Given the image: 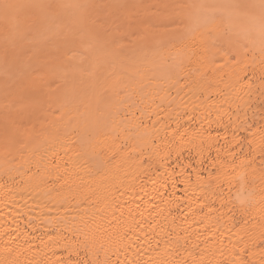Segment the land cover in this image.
Instances as JSON below:
<instances>
[{"label":"bare ground","instance_id":"1","mask_svg":"<svg viewBox=\"0 0 264 264\" xmlns=\"http://www.w3.org/2000/svg\"><path fill=\"white\" fill-rule=\"evenodd\" d=\"M8 2L0 264H261L260 0Z\"/></svg>","mask_w":264,"mask_h":264},{"label":"snow or ice","instance_id":"2","mask_svg":"<svg viewBox=\"0 0 264 264\" xmlns=\"http://www.w3.org/2000/svg\"><path fill=\"white\" fill-rule=\"evenodd\" d=\"M17 7V5L9 3L8 0H0V11H2L5 16H7L11 10L16 9ZM259 7L261 11L264 12V0H260ZM148 23L149 21L140 18H126L122 20L119 25H116V30L119 31L120 29H125L128 31H132ZM248 87L249 89H251L252 85L250 84ZM259 95L262 98V103H264V78H262L261 83L259 85ZM260 119L264 120V109H262L260 112ZM237 127H239V125H237ZM186 135L187 130H185L184 132H179V130H177L173 142H175V140L178 138L181 143H183ZM208 210L209 212L213 211L211 206H208ZM261 264H264V259H262Z\"/></svg>","mask_w":264,"mask_h":264}]
</instances>
